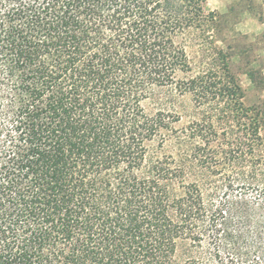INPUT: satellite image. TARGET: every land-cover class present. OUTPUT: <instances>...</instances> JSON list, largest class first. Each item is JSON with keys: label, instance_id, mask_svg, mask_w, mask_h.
Segmentation results:
<instances>
[{"label": "trees", "instance_id": "16d2710c", "mask_svg": "<svg viewBox=\"0 0 264 264\" xmlns=\"http://www.w3.org/2000/svg\"><path fill=\"white\" fill-rule=\"evenodd\" d=\"M206 1L0 0V264H264V102Z\"/></svg>", "mask_w": 264, "mask_h": 264}, {"label": "rangeland", "instance_id": "374dc122", "mask_svg": "<svg viewBox=\"0 0 264 264\" xmlns=\"http://www.w3.org/2000/svg\"><path fill=\"white\" fill-rule=\"evenodd\" d=\"M203 9L205 13L212 12L222 19L208 32L209 38L205 43L209 52L216 51L217 45L232 54L229 58L230 70L241 82L245 104L264 102V93L254 87L264 81V71L261 74V70H264V57L260 66L253 62L264 53V0H207ZM191 36L186 49L191 64L195 66L201 56L197 44L202 41V36L197 31H193ZM219 36H222L223 41ZM169 97L172 103L170 108L180 115L176 126L181 127L189 118L191 102L187 97H179L174 93H170Z\"/></svg>", "mask_w": 264, "mask_h": 264}]
</instances>
